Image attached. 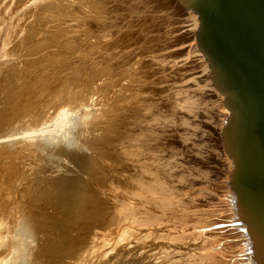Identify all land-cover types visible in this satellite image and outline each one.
<instances>
[{
    "label": "rangeland",
    "instance_id": "1",
    "mask_svg": "<svg viewBox=\"0 0 264 264\" xmlns=\"http://www.w3.org/2000/svg\"><path fill=\"white\" fill-rule=\"evenodd\" d=\"M145 2L0 0V264H110L118 259L113 247L118 235L113 228L121 210L115 201L127 191L118 187V181L121 176L132 179L133 172L121 171L120 165L104 156V143L100 138L106 130L110 131L114 121H120L121 114L125 117L138 110L161 107L170 100L167 97L159 100L153 95L152 85L159 75L143 76L144 79L140 76V62L155 60L164 51L149 52L148 57L139 55L138 51L145 48V44L147 49L151 46L148 42H138L142 30L134 21L143 20L150 12L149 16H154L148 17V23L163 22L162 25L167 26L171 22L170 28L175 29L190 17V12L176 0ZM178 34L181 35V31ZM186 45L175 46L167 52L173 53L181 47L188 52ZM127 57L131 58L129 66L116 74L112 68ZM206 84L193 88L194 92L200 88L211 93L212 85ZM174 90L178 95L185 94L182 87ZM198 100V96H193L182 104V111L191 117L174 121L182 130L192 124L195 114L201 113L202 110L193 105ZM211 103L206 106L211 112L207 115L210 122L206 121L203 128L194 131V135L178 133L169 137L171 143L177 144L178 140L183 143H178L180 149L172 155V164L183 157L181 153L190 154L197 144L202 153L192 152L189 159L186 158L185 163L192 169L186 170L187 175L183 176L198 180L191 186L198 193L193 197L194 207H190V211L196 210L192 215H199L205 223L216 217L222 222L225 220L220 217L222 213L235 212L232 209L235 197L227 187L231 161L219 139L225 117L216 111L220 104L223 106V98L216 104ZM162 153L161 149L150 153V162ZM209 156L212 159L204 168ZM77 160H89L99 177L107 175L108 182L100 183L97 196L95 194L100 212L96 227L94 224L89 228L92 223L87 225V221L84 225L83 209L73 196L74 190L78 193L76 180L86 171ZM164 193V200L172 201L171 196L167 197L169 192ZM195 200L202 204L197 205ZM75 204L78 205L75 207ZM226 222L214 227L209 223L212 229L216 227L211 243L217 239L220 250L228 248L217 255L216 263L212 264H239L242 260V249L238 252L243 241L239 237L242 230L234 228L233 220ZM207 239L200 240L199 244L207 247ZM167 244V248L172 246ZM217 250L202 249L201 259H208Z\"/></svg>",
    "mask_w": 264,
    "mask_h": 264
},
{
    "label": "bare ground",
    "instance_id": "2",
    "mask_svg": "<svg viewBox=\"0 0 264 264\" xmlns=\"http://www.w3.org/2000/svg\"><path fill=\"white\" fill-rule=\"evenodd\" d=\"M137 2L139 3L140 1ZM149 13H147L148 14L147 16L152 18V16L154 15H152L151 13L152 16H149ZM164 13H167L166 10ZM189 16L190 17L188 19H184L183 21L181 20L182 21L181 26H179V28L175 27V29L170 28L171 22L167 26H165V24L162 25L163 22L162 24L148 23V21L150 20L148 17H144L143 20L134 21L135 26L136 27L138 26V28L140 27V29L142 30L141 35L139 37L137 36L138 42L141 43L148 42L150 43L149 46H151L149 47V49H147L148 46L146 48V44H145L144 46L146 49L143 47L144 49L142 48L140 51H138V54L141 56L142 54L143 55L146 54L145 56L148 57L151 53L156 54V52L164 51V53L163 54L161 53V55H159L160 53H157L159 56L158 55H157L158 57L154 56L155 60L153 59L147 61L145 59L146 57L143 58L146 61L144 60L145 62H140V64L142 63L139 68L140 76H142V79H144L148 76L159 75L160 78H158V80L155 81L152 85L154 87L152 90L153 95L157 97L159 100H162L165 97L169 98L170 100L167 101L161 107L151 108L149 110H138L129 115H126L125 117L122 116L123 114H121L120 121L115 122L113 120L114 123L112 124L110 131L106 130L104 133H102L103 135L100 138L101 140L100 142L104 143L102 150L104 156L110 159L113 163L120 165L119 167L121 168V171L133 172L132 179L130 178L124 179L122 176H121L122 178L120 177V180L118 179L119 180L118 182L120 184V186L118 187L120 189H125L127 191L126 192L123 191L125 195L124 194L122 196L119 195V200L115 201V204L118 203L116 204V206H119L121 210V211L119 210L120 213L119 216H117L118 217L117 224H115V227L113 228L114 233L118 235L116 239L117 241L114 242V246H113L115 249V252L113 251L114 254L119 255L118 259L116 260L118 261L117 264L216 263L217 255L219 254L221 255V253L224 250L227 251L228 248L226 249V247H224L223 250H220L221 244H219L216 238H215L216 242L211 243V240L214 236V233L212 232L214 231L213 229L216 228L215 227L212 229L211 226L214 224L213 225L214 227L217 226L216 224L233 220L232 224L234 228L236 229L239 228L240 230L242 229V225L236 223L237 221V219L235 218L236 211L234 210L235 205L233 206V208L231 207L235 212L229 210L231 211L230 214L227 213L228 214L227 215L225 213L226 211L224 212V214L223 213L221 214L222 216L220 217L221 218L223 217L225 219L222 222H219L218 220L219 218L216 217V219H212L211 222L205 223V222H201L199 215L197 214L192 215V212L193 211L195 212L196 210L190 211V207H194L193 197L198 192L196 191V189L195 191L194 189L192 190L191 186L194 187V185L197 184L198 180L186 179L185 178L186 176H183V174L184 175L186 174L184 173L186 170L192 169L187 165V163H185L186 158H188V156H190L192 152H194V154L195 152L198 154L201 153L198 151L199 149L197 146L198 144L195 147L193 146L194 148L191 149L190 154L181 153L183 157L178 158L177 164H172V162L170 161V159H172V155L177 154L175 152L178 151V149H180L178 147V143H180L181 145H183V143L179 140L177 144L171 143L169 137H171V135L173 134H178V133L190 135V133L193 134L194 131L203 128L204 125L210 122V119H208L207 115L211 114V112L206 110V106L208 105L209 102L210 103L213 102L214 104H216L217 102H220L221 97L223 98V96L219 93V91L216 89L213 83L211 68L196 41V33L199 26L198 18L195 15H193L191 12ZM116 22H120V21L116 20ZM110 25L112 26V24L109 25L107 24V26L109 27ZM133 25L134 23L132 24V27ZM125 31L128 32L127 30ZM179 31H181L182 34L176 35L177 33H179ZM128 34L131 35V33ZM191 41H193V43ZM181 45L182 46L186 45L185 47L189 48V51L186 52L185 50H182L184 47H181L175 50L173 53L171 51L167 52V50L175 46H181ZM184 55L187 56L184 57ZM129 57H131V55ZM129 57H127V59L125 60L123 59L121 64L119 62V65L113 67L112 70L115 73L116 72L122 73L123 70H126L125 69L127 68L126 65L129 66L128 64L129 62H131L130 61L131 58ZM192 57H194V59ZM186 62H188V64ZM167 70H170V72L167 73ZM137 79L139 80V76ZM206 82L208 83L210 82V84L212 85L211 93L210 90L209 92H207L206 90L201 91L200 88L196 93L194 92L193 88L206 84ZM176 87H182V89H184L185 94L181 92L182 94L180 93V95H178L177 92L174 90V88ZM201 89H204V87ZM193 96L199 97L198 102L196 104L193 103V105H195L197 109L200 108L202 111H200L201 113H199V115L195 114L194 116L196 117V119L195 120L192 119L193 120L192 124L182 130L181 129L182 127H180L181 125L180 126L175 125L174 121L176 119H183V120L184 119L187 120L189 118L191 119L190 116H188L187 114L184 113V111H182L183 107L181 106ZM121 99L123 100L122 97ZM221 104H220V108L218 107V105H216L218 107L216 111L219 113L221 117H225L226 119L228 113L224 105L222 106L224 107V110L222 111ZM220 112H222V114H220ZM215 119L219 125V121L217 117ZM188 123L189 122H187V124ZM202 142L204 141L202 140ZM159 149H161L163 153L159 155L160 156L159 158L157 159L154 158L153 161L150 162L149 160L151 158L150 153H155ZM124 150H128V152ZM210 159H212L211 156H209L206 159L207 161L204 160L206 161L204 162L203 165L204 168L206 167L205 164H207L208 160ZM160 162L161 164L162 163L163 164L167 163V164L164 165L162 164V166H160L161 165ZM78 163L82 166L83 170L85 169L86 171L82 178L80 176V178L76 180L75 185L77 187L78 193L76 192V190H74L75 195L73 196H76L74 197V199L77 201V203H79V205L75 204V207L78 205V207H81V209H83L81 214L82 215L81 220L84 223V225L86 223L84 221H87L88 222L86 223L87 225L89 223H92L89 224L88 227L92 225L94 226V224H95L94 227H96V223L100 216V212L98 211L99 200L98 198H96V196L99 190L98 187L103 185L105 181L106 183L108 182V180L106 179L107 175L103 174L104 178L99 177L100 174L96 173L95 170H92L91 161L89 160H83L81 162L79 161ZM190 172L191 171H189V174ZM214 173L216 172H213V174ZM112 182L113 179L110 177V183ZM200 188L201 187H198L199 191H201ZM164 192L170 193V194L168 193L169 195L167 194V197L171 196L172 201L169 200L167 202V200L166 201L164 200V196H166ZM195 203H197V205L200 206L202 204V201H196ZM204 218L205 221H209V219H206V217ZM209 223H212L210 226L211 228L209 227ZM88 227L87 229L90 228ZM239 237H241L243 240V241L240 240L241 246L239 248L238 246L235 245V247L238 248V252H240L242 249V254H241L242 260L239 261L238 259V261L240 262L239 264H253L251 260L252 257H251L249 241L246 239V235L244 234L243 230L242 232H240ZM204 239H207V242L209 244L207 245V247L206 246L202 247V245L199 244L200 240H204ZM169 243L172 246L167 248L165 245L167 244L169 246ZM210 247L219 250L213 251L208 259L206 260H204L205 258L201 259L202 249H206ZM115 255L114 258L116 259L117 257H115ZM219 257L222 258L221 256ZM111 259L113 258H110V260ZM116 261L114 260V262H110V264H116L115 263Z\"/></svg>",
    "mask_w": 264,
    "mask_h": 264
},
{
    "label": "water",
    "instance_id": "3",
    "mask_svg": "<svg viewBox=\"0 0 264 264\" xmlns=\"http://www.w3.org/2000/svg\"><path fill=\"white\" fill-rule=\"evenodd\" d=\"M198 18L196 41L227 110L219 133L227 187L253 264H264V0H176Z\"/></svg>",
    "mask_w": 264,
    "mask_h": 264
}]
</instances>
